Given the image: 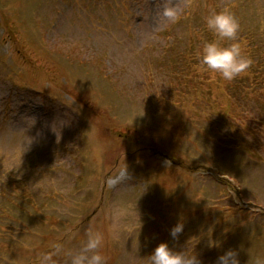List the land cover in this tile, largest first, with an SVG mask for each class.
<instances>
[{
    "label": "rangeland",
    "instance_id": "rangeland-1",
    "mask_svg": "<svg viewBox=\"0 0 264 264\" xmlns=\"http://www.w3.org/2000/svg\"><path fill=\"white\" fill-rule=\"evenodd\" d=\"M37 1L43 0H0V192L18 199L15 206H24L28 217L22 236L0 233L22 244L8 264H38L39 256L56 243L79 248L88 228L109 229L116 238L121 230L134 232L135 244L122 247L121 254L127 255L122 264H144L160 242L177 251H194L197 257L201 251L207 255L212 247L205 240L211 235L216 251L233 249L239 254L244 246L240 264H253L259 253L264 256L263 246L258 250L245 241L252 242L253 232L264 238V105L250 101L248 115L229 116L223 110L229 100L221 96L210 109L191 93L197 76L184 91L172 94L171 80L158 68L162 59H154L165 42H186L184 30L207 40V10L234 0H192L200 16H193L184 30L175 24L164 27L161 11L166 0H126L124 20L133 16L119 38L101 24L95 30L99 35L91 28L99 24V12L108 0H49L45 5L53 3L54 13L47 12L52 19L46 27L23 20L22 15H36L30 4ZM237 1L230 10L237 19L261 23L250 44H262L264 50V0ZM170 2L180 7L182 0ZM9 29L17 33L19 43L6 41ZM156 30L174 35L151 47L146 42ZM45 35L53 38L54 50L39 44L38 36ZM30 43L46 49L41 53L48 66L34 55L29 56L33 65L19 62L17 50ZM58 71L64 79L67 72L65 81L54 75ZM218 82L219 91L227 90L221 89L224 81ZM55 84L66 85L74 99L58 92ZM54 95L69 111L70 128L64 110L45 103ZM93 101L106 111L91 112ZM151 147L194 163L183 171ZM138 154L141 159L134 158ZM11 180L18 194H6ZM45 195L56 203L54 208ZM136 203L142 207L137 205L139 211L132 216L136 221L131 222L129 212ZM177 222L183 223V231L173 239L170 229ZM118 241L113 239L111 247Z\"/></svg>",
    "mask_w": 264,
    "mask_h": 264
},
{
    "label": "clouds",
    "instance_id": "clouds-1",
    "mask_svg": "<svg viewBox=\"0 0 264 264\" xmlns=\"http://www.w3.org/2000/svg\"><path fill=\"white\" fill-rule=\"evenodd\" d=\"M185 14V9L173 5L166 0L161 16L164 27L176 24ZM206 28L213 34L214 39L204 43L197 54L200 65L205 70L218 72L226 81H232L251 66V59L242 52L237 42L240 23L230 8L219 11L212 10L204 18ZM183 231V223L177 222L170 229V236L178 238ZM84 241L79 248H65L56 243L50 251L42 253L38 264H107V258L102 254L104 235L101 231L88 228L84 232ZM144 264H201L194 251L174 250L167 242H160L154 250L146 256ZM215 264H240L238 253L228 249L220 255ZM253 264H264V256H257Z\"/></svg>",
    "mask_w": 264,
    "mask_h": 264
},
{
    "label": "trees",
    "instance_id": "trees-1",
    "mask_svg": "<svg viewBox=\"0 0 264 264\" xmlns=\"http://www.w3.org/2000/svg\"><path fill=\"white\" fill-rule=\"evenodd\" d=\"M253 82H254V83H257V79H254V78H253Z\"/></svg>",
    "mask_w": 264,
    "mask_h": 264
}]
</instances>
